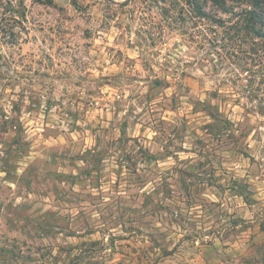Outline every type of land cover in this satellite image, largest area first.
Returning a JSON list of instances; mask_svg holds the SVG:
<instances>
[{"label":"rangeland","instance_id":"1","mask_svg":"<svg viewBox=\"0 0 264 264\" xmlns=\"http://www.w3.org/2000/svg\"><path fill=\"white\" fill-rule=\"evenodd\" d=\"M181 7L0 0V264H264V40Z\"/></svg>","mask_w":264,"mask_h":264},{"label":"trees","instance_id":"2","mask_svg":"<svg viewBox=\"0 0 264 264\" xmlns=\"http://www.w3.org/2000/svg\"><path fill=\"white\" fill-rule=\"evenodd\" d=\"M175 6L182 5L181 15L189 11L200 20H210L224 26L219 13L231 15L237 26V34L264 40V0H171Z\"/></svg>","mask_w":264,"mask_h":264},{"label":"water","instance_id":"3","mask_svg":"<svg viewBox=\"0 0 264 264\" xmlns=\"http://www.w3.org/2000/svg\"><path fill=\"white\" fill-rule=\"evenodd\" d=\"M105 1H109V2H111L112 0H105ZM129 4V2H125V3H123V4H121L122 6H127Z\"/></svg>","mask_w":264,"mask_h":264}]
</instances>
